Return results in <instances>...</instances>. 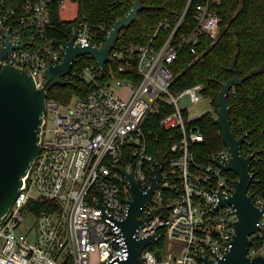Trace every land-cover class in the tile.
<instances>
[{"label": "built area", "instance_id": "1", "mask_svg": "<svg viewBox=\"0 0 264 264\" xmlns=\"http://www.w3.org/2000/svg\"><path fill=\"white\" fill-rule=\"evenodd\" d=\"M66 1L0 0V49L7 46L8 36L14 45L4 56L0 51V63L27 69L37 87L47 80L49 66L62 61L76 29V45L102 47L106 40L101 37L107 38L113 27L81 21L70 26L66 42L58 43L51 36L53 4ZM215 2L200 0L195 28L178 43L173 37L189 6L164 42L155 35L162 26L171 28L169 21H161L146 43L122 44L114 50L115 44L107 64L112 59L119 64L110 68L106 80L102 74L106 68L101 70L90 54L75 59L89 56L97 63L84 61L74 72L73 64L64 77L67 80L73 73L89 85V91L67 102L46 98L39 152L0 220V264H121L127 251L119 220L127 213L125 200L134 197L128 174L132 172L146 192L162 163L158 186L139 214L145 219L139 236L156 234L158 241L142 250L140 264H203L201 256L218 264L224 258L238 220L233 205L219 204L236 191V173L222 166L232 152L225 145L207 159L192 149L205 139L197 120L210 111L194 115L180 106L179 99L188 94L197 103L206 96L204 85L189 86L178 94L171 91L179 48L190 45L199 59L204 55L198 48L200 35L208 34L214 43L221 34ZM123 33L124 29L120 36ZM119 89L128 90V96L119 94ZM259 152L250 146L243 152L242 145L244 156L255 153L247 193L255 206L263 208ZM25 215L32 221L20 231ZM257 225L259 230L250 236L252 257L264 256V212ZM161 239L164 247H159Z\"/></svg>", "mask_w": 264, "mask_h": 264}, {"label": "trees", "instance_id": "2", "mask_svg": "<svg viewBox=\"0 0 264 264\" xmlns=\"http://www.w3.org/2000/svg\"><path fill=\"white\" fill-rule=\"evenodd\" d=\"M136 0H67L64 5L53 4L51 22L54 25L51 36L59 42H66L72 33L71 25L87 21L91 26L103 22L107 26L112 21L124 16ZM143 8L139 11V20L134 21L116 43L142 44L148 42L161 21H169L171 28L160 27L155 35L158 42H164L180 21L189 6L182 22L177 28L173 41L180 42L183 35L193 31L196 26V5L200 0H142ZM213 8L221 18L219 38L212 43L208 34L200 35L198 48L204 55L196 59L190 45H183L178 50V58L173 65L175 80L171 91L180 93L185 88L203 84V92L212 99L214 110L201 116L197 122L205 139L193 146L196 154L209 158L210 154L225 147L222 133L215 119L218 116V95L222 83L233 77L235 68L240 77L258 71L264 65V0H217ZM106 40V34L101 37ZM84 61H96L84 56L75 61L73 72ZM119 62L113 59L106 65L103 79L110 77V68L116 69ZM119 75V74H118ZM64 85L48 88L47 100L56 99L67 102L74 96L83 97L89 91V85L70 74ZM231 127L237 137L247 134L245 148L259 149L261 157L259 188L264 194V68L252 75L241 85L234 86L228 94ZM163 114H161L162 116ZM234 176L235 173H233ZM161 239L159 247H164Z\"/></svg>", "mask_w": 264, "mask_h": 264}, {"label": "water", "instance_id": "3", "mask_svg": "<svg viewBox=\"0 0 264 264\" xmlns=\"http://www.w3.org/2000/svg\"><path fill=\"white\" fill-rule=\"evenodd\" d=\"M142 8V0H136L131 9L114 22L102 47L95 46L93 43L86 46L76 45L74 43L77 35L76 29L67 42L62 61L49 66L46 72L47 80L42 87H37L33 75L27 69L0 63V220L18 196L22 177L39 152L40 132L46 109L48 88L53 85L66 84L67 81L64 77L70 73L75 59L81 55L90 54L98 62L100 69L105 70L121 31L128 28L134 21L139 20V11ZM12 48L14 45L8 36L7 46L0 49L1 55H6ZM263 68L264 65L258 71L240 77L237 74L234 61L231 66L234 75L222 83L218 95L219 110L215 122L221 130L225 145L232 152L230 161L222 166L237 175L236 191L229 198L222 199L219 204L233 205L238 214L231 248L218 264H264L263 255L253 257L248 255V249L253 242L250 236L259 230L257 222L264 212V207L255 206L251 195L247 193L252 180L249 173L250 163L256 152L249 156L242 154V145L248 133H244L240 137L234 133L231 127V108L228 103L230 90L234 86L241 85L252 75L261 72ZM162 167L163 163L158 167L152 186L146 192L140 189L133 173L128 174L134 197L131 200H125L128 204L127 213L122 220H119L125 236L127 251L121 264H140L142 250L150 243L158 241L156 234L139 236V228L145 221V219L139 218V214L141 207L149 202L158 186L159 172ZM121 170L125 172V168L122 167ZM157 254L160 258L159 251ZM200 259L203 264H211L206 256H201Z\"/></svg>", "mask_w": 264, "mask_h": 264}, {"label": "rangeland", "instance_id": "4", "mask_svg": "<svg viewBox=\"0 0 264 264\" xmlns=\"http://www.w3.org/2000/svg\"><path fill=\"white\" fill-rule=\"evenodd\" d=\"M119 94L123 95L124 97H127L129 94V91L126 89H119ZM179 104L181 107L187 108L190 113L194 115H199L202 113H206L207 111H213L214 106L211 104V98L209 96H205L200 101L192 102L190 96L184 95L179 99ZM50 123H52V116L50 114ZM32 221L31 217L29 215H25V219L22 222V224L19 227L20 231H25V227ZM169 244L166 245V248ZM170 246V245H169ZM96 255L93 257V261H95Z\"/></svg>", "mask_w": 264, "mask_h": 264}]
</instances>
